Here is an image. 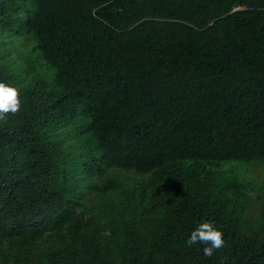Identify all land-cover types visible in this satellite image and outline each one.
Listing matches in <instances>:
<instances>
[{"label":"trees","instance_id":"trees-1","mask_svg":"<svg viewBox=\"0 0 264 264\" xmlns=\"http://www.w3.org/2000/svg\"><path fill=\"white\" fill-rule=\"evenodd\" d=\"M0 82V264H264V0H0Z\"/></svg>","mask_w":264,"mask_h":264},{"label":"clouds","instance_id":"clouds-1","mask_svg":"<svg viewBox=\"0 0 264 264\" xmlns=\"http://www.w3.org/2000/svg\"><path fill=\"white\" fill-rule=\"evenodd\" d=\"M22 108L20 91L6 83L0 82V122L7 123V117L17 115ZM189 247L201 244L203 254L207 258L225 247L223 232L217 229L211 221L201 222L193 230L186 241Z\"/></svg>","mask_w":264,"mask_h":264},{"label":"rangeland","instance_id":"rangeland-1","mask_svg":"<svg viewBox=\"0 0 264 264\" xmlns=\"http://www.w3.org/2000/svg\"><path fill=\"white\" fill-rule=\"evenodd\" d=\"M15 54V52H14ZM263 165L262 164H251L249 163L245 167L242 168V172L244 175L255 182H259L263 178Z\"/></svg>","mask_w":264,"mask_h":264}]
</instances>
